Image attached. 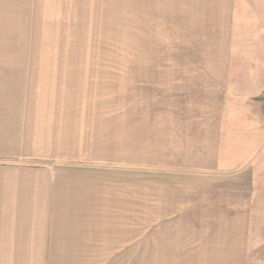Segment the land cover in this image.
Masks as SVG:
<instances>
[{
	"label": "crops",
	"instance_id": "0c3cea01",
	"mask_svg": "<svg viewBox=\"0 0 264 264\" xmlns=\"http://www.w3.org/2000/svg\"><path fill=\"white\" fill-rule=\"evenodd\" d=\"M253 10L234 27L229 68L201 71L190 105L172 108L180 161L168 167L179 169L151 183L158 217H199L214 245L233 248L251 246L264 217V0ZM62 73L0 81V264H105L128 251L129 217H145L143 160L113 166L112 104L80 72Z\"/></svg>",
	"mask_w": 264,
	"mask_h": 264
},
{
	"label": "rangeland",
	"instance_id": "374dc122",
	"mask_svg": "<svg viewBox=\"0 0 264 264\" xmlns=\"http://www.w3.org/2000/svg\"><path fill=\"white\" fill-rule=\"evenodd\" d=\"M257 2L0 0V55H11L0 63L10 65L0 81L80 72L112 104L113 166L122 157L144 162L145 217H129L128 251L107 255L105 264H264V217L252 218L251 246L214 245L199 217H158L163 207L155 212L151 185L153 173L179 169L168 167L179 160L168 150L172 108L190 105L185 100L197 93L190 86L201 71L229 68L234 27L255 21Z\"/></svg>",
	"mask_w": 264,
	"mask_h": 264
}]
</instances>
